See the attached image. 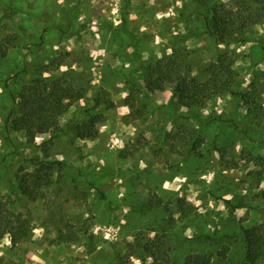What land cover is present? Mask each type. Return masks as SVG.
Instances as JSON below:
<instances>
[{
  "label": "rangeland",
  "instance_id": "1",
  "mask_svg": "<svg viewBox=\"0 0 264 264\" xmlns=\"http://www.w3.org/2000/svg\"><path fill=\"white\" fill-rule=\"evenodd\" d=\"M208 6L263 18L217 46L203 35ZM220 55L234 61L232 93L181 107L175 80L206 82ZM40 80L84 98L60 132L30 140L19 104ZM102 91L109 110L95 106ZM261 159L264 0H0V202L31 225L22 244L0 241V264H143L129 244L163 235L170 264H242L243 230L264 227ZM46 164L50 185L26 196Z\"/></svg>",
  "mask_w": 264,
  "mask_h": 264
},
{
  "label": "trees",
  "instance_id": "2",
  "mask_svg": "<svg viewBox=\"0 0 264 264\" xmlns=\"http://www.w3.org/2000/svg\"><path fill=\"white\" fill-rule=\"evenodd\" d=\"M208 10V13L202 15L205 27L203 35L217 46L226 44L233 35L239 34L253 25H258L263 18L262 13L254 14L248 7L244 9L243 14L234 13L230 10L220 13L211 6H208ZM4 56L5 53H3ZM233 64L234 61L230 57L220 55L211 66L210 78L206 82H198L196 79H188L186 76L178 77L174 82V92L177 95L178 104L181 107L193 109L203 107L207 102L218 97L231 94L235 85ZM59 65L60 63L56 67ZM83 98L82 90L68 86L60 80L50 84L41 80L37 81L27 87L19 104L21 129L30 140H34L36 136L60 132V117L68 111L73 103ZM127 105L133 112L135 102L132 98L128 99ZM95 106H104L109 110L113 103L109 100L108 94L102 91L95 101ZM98 120L96 117L95 121ZM95 123L90 126L92 129ZM95 134L90 131L81 135V138L93 137ZM261 160L264 162V159ZM57 164L60 165L59 162ZM49 170H51V166L46 164L43 167H37L34 173L26 176L23 181V192L26 196L36 199L41 187L50 185L49 175H47ZM44 171L46 174H43ZM258 197L264 198V192H261ZM238 208L240 207H234V209ZM181 209L185 214L190 213L191 210L186 205L181 206ZM49 222L55 226L65 225V221L55 215L50 217ZM30 234V223L0 202V241L8 236L11 244L18 246L26 241ZM241 241L244 248L242 264H264V227L255 226L244 229ZM128 249L130 251L129 256L140 259L143 264L147 258L152 260L151 264L171 263V247L164 235L156 236L152 240H142L139 243L129 244ZM226 255L227 248H223L217 253V256L221 258H225ZM212 258L213 255L211 254L189 255L182 264H212Z\"/></svg>",
  "mask_w": 264,
  "mask_h": 264
}]
</instances>
